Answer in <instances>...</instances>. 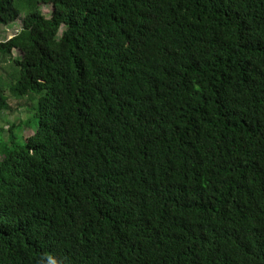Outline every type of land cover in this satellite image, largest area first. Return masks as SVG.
<instances>
[{
	"label": "trees",
	"instance_id": "trees-1",
	"mask_svg": "<svg viewBox=\"0 0 264 264\" xmlns=\"http://www.w3.org/2000/svg\"><path fill=\"white\" fill-rule=\"evenodd\" d=\"M18 3L0 264H264V0Z\"/></svg>",
	"mask_w": 264,
	"mask_h": 264
},
{
	"label": "rangeland",
	"instance_id": "rangeland-1",
	"mask_svg": "<svg viewBox=\"0 0 264 264\" xmlns=\"http://www.w3.org/2000/svg\"><path fill=\"white\" fill-rule=\"evenodd\" d=\"M17 3V7H19V3L18 0H16ZM41 12H43L44 16H50L51 14V8L50 7H41ZM22 20V19H21ZM22 28V24L21 21L17 22L16 24H13L11 26L8 27H4L3 25L0 24V37L2 40H7L12 38L14 35H16ZM64 29H62L63 31ZM19 56V52H14V57L18 58ZM8 63V62H7ZM10 73L14 76V73L16 74L15 77H18V68L15 66L14 62H10L8 64H4L2 65L0 62V79L2 77H6L8 78ZM11 76V77H13ZM10 81V79H8ZM7 80L5 79V82ZM35 97V99L33 100V102L29 103V110H30V114L28 115L27 119L24 120L22 126V131L20 130V132L18 133L19 137H20V141L21 138H27L29 136H31L37 126V120L35 117H33V112L31 111V106L34 108L37 105V98L38 95L36 97V95H32ZM24 100H26V97L23 98ZM28 102V100H27ZM28 120V122L26 123V121ZM20 121V118H16V123H18ZM26 123V125H25ZM1 160V157H0Z\"/></svg>",
	"mask_w": 264,
	"mask_h": 264
},
{
	"label": "crops",
	"instance_id": "crops-1",
	"mask_svg": "<svg viewBox=\"0 0 264 264\" xmlns=\"http://www.w3.org/2000/svg\"><path fill=\"white\" fill-rule=\"evenodd\" d=\"M8 97H11L8 100L10 109L0 113V133L5 139L9 136V124L22 125L24 120H26L30 114V110L28 108L29 103L27 100L25 102L23 98H17L15 96ZM16 118H20L18 123H16Z\"/></svg>",
	"mask_w": 264,
	"mask_h": 264
}]
</instances>
